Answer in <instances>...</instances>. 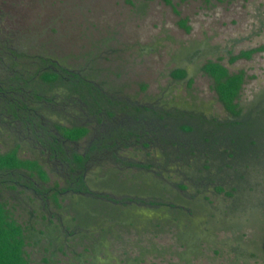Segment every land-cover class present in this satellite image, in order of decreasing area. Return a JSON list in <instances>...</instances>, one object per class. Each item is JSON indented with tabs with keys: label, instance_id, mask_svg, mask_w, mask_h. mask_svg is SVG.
<instances>
[{
	"label": "rangeland",
	"instance_id": "1",
	"mask_svg": "<svg viewBox=\"0 0 264 264\" xmlns=\"http://www.w3.org/2000/svg\"><path fill=\"white\" fill-rule=\"evenodd\" d=\"M0 42L23 54L19 74H33L42 57L80 71L115 101L116 118L95 119L144 129L155 138L148 156L132 138L116 144L121 159L102 152L103 160L86 169L89 192L68 190L80 182L70 184L62 167L48 165H42L44 182L18 170L10 175L13 182L0 183V200L12 217L36 232L25 246L33 264H264V157L240 166L232 158L206 161L197 149L188 154L190 167L162 155L171 142L182 141L162 129L163 123L151 128L136 125L131 116L121 119L123 108L132 105L162 115L184 112V122L206 129L214 118H229L211 79L200 71L206 60L218 61L229 73L242 71L236 100L244 109L258 93L264 101V0H0ZM246 50L252 52L228 62ZM175 67H183L186 78L173 80ZM64 88L53 87L56 100L76 102L80 113L77 93ZM92 120L94 133L101 132ZM85 145L78 142V150ZM10 147L1 135L0 151ZM24 149L18 154L23 159L38 153ZM156 157V167L145 166ZM205 165L207 170L200 169ZM195 168L203 180L186 177ZM217 185L242 194L216 193Z\"/></svg>",
	"mask_w": 264,
	"mask_h": 264
},
{
	"label": "trees",
	"instance_id": "2",
	"mask_svg": "<svg viewBox=\"0 0 264 264\" xmlns=\"http://www.w3.org/2000/svg\"><path fill=\"white\" fill-rule=\"evenodd\" d=\"M162 1L169 4V0ZM183 23L184 20L181 19L180 24L185 30H187L188 27ZM251 52V50L241 51L237 55L230 56L228 62H232L236 58L248 56ZM13 54L18 58L23 56L22 53L20 54L14 52ZM45 65L46 64L42 63L36 67L35 71H33V74H27L30 78L34 76V78L31 80L34 85L37 83V81H40L41 83H47L50 87H55L57 85L64 86L67 90L73 91L77 94H79L81 89H89V83H86L85 80L80 78L73 80V77L71 79V76L64 74V69L60 70L57 74V72H54L50 67ZM200 71L211 79V88L215 92L217 100L223 105L226 112L230 114L229 118H225V120L221 121L220 123L213 121L212 130L200 126V123L195 127L189 122H184V112L178 113L177 115L174 114L175 116L171 115L173 113H177V110H174L173 112L169 110L162 111V115L155 109L152 108L153 110H150L146 106L139 107L132 105L131 107L125 106L123 109L126 112L128 109L130 110L127 112V114L132 117L133 122L138 126L144 127V124L150 123L151 128H154V126H158L163 123V126L161 127L162 129L166 128V131L168 129L171 134L180 136L179 138L182 141H174L173 143L171 142L169 151L162 154L164 158L166 156L165 159L167 160L168 157L171 158L170 156H175L176 159L179 158L182 160V162L185 161L184 163L191 167L194 164L187 163V157L188 154H194L195 152H198L197 149H202L205 157L207 156V158H205L206 161L210 159H213V161H222L225 158H232V161L237 165L239 163L240 166H242L243 163L247 161H253V158H256V156H258L260 159L264 157V114L262 115L261 113H258L256 116L247 114L243 116L239 115L240 106L236 102V98L238 97V93L243 82L242 71L240 70L238 72L229 73L225 66L221 65L218 61L211 60H206L200 67ZM17 74L20 75L21 73L19 74V72H17ZM170 76L173 80H181L186 78L187 71L184 68L175 67L170 71ZM68 77L70 79H66ZM94 91L98 96V99H102L100 92H98L96 89H94ZM81 95L83 96V94L80 92V96ZM83 99L85 100V97H83ZM104 102L109 105L108 108L106 107L104 109V112H110V115H112V109L110 108L114 106L115 101H113V99L105 98ZM91 104L95 106L96 101H92ZM132 125L134 126V124ZM123 127L124 126H121L120 130ZM57 128L58 132L67 139H79L86 132V128L82 126ZM128 129L127 135H130L132 141L145 137L142 145L147 146V156L150 155L149 150L152 149L151 147L153 145H155V142L153 141L154 139L151 138V136H147V133L143 132L144 129L140 131H135L132 127ZM224 129H226V131ZM205 134H207V136ZM164 148H166V146L161 147L160 150L164 151ZM150 159L151 158L148 160ZM73 160L78 164L77 166L82 164V159L79 158L78 155H75ZM154 160L156 162H151L150 160V162L148 161L145 166L156 167V163L158 162L157 157L154 158ZM195 162H200V160L195 159ZM258 162L259 161H256V163ZM207 168L208 165H205L200 169L207 170ZM196 169L197 168H195L194 171H191V173H187L186 177H190L191 179L192 177H195L203 180L202 170L195 171ZM18 170H25L29 173H34L40 181L43 180L44 182L47 180L44 179L47 178L45 177V171L35 160L18 157L16 154V149H9L5 152H0V175L4 174V176L0 178V183L10 181L11 178H14L10 175L16 174ZM4 177L5 179H3ZM198 179H196V181ZM179 185L182 187L185 186L183 184H178V187ZM80 186L81 187L78 186L70 188L72 190H80L81 188L83 189L84 184L80 183ZM68 188L69 186L67 189ZM217 189V192L224 191L226 196H232L233 194H238L240 196L242 194L237 191L236 187L225 190L221 185H217L214 187V191L216 192ZM84 190L85 189H83V191ZM239 198L241 202L244 200L243 197ZM50 231L51 230L48 231V235L51 234ZM184 235L185 234L181 232L179 237L181 241H185L183 237ZM31 238L36 239L35 230L29 226H24L23 224L17 222L16 219L12 217L6 204L0 200V264H33L28 258L27 252L25 251V246L30 243L28 239Z\"/></svg>",
	"mask_w": 264,
	"mask_h": 264
},
{
	"label": "flooded vegetation",
	"instance_id": "3",
	"mask_svg": "<svg viewBox=\"0 0 264 264\" xmlns=\"http://www.w3.org/2000/svg\"><path fill=\"white\" fill-rule=\"evenodd\" d=\"M1 43L2 42H0V136L6 135L8 139H10L12 147L8 148V150L16 149L18 157L19 152L26 147L29 150L37 151L38 153L35 154L34 157L32 156V158L26 159L35 160L41 167L42 165H48L53 170L62 167L70 184L73 185L80 182L84 184L83 189H85L84 191L82 188L80 190H72L70 188L72 186L69 185L68 190L71 189L76 194H78V191L89 192L84 180L87 174L86 169L91 168L94 162L98 163L103 160L102 157H99L102 155V152H108V155L114 159L117 157V159H121L118 153L120 148H118L116 144L131 139L130 135H127L129 129L125 127V124H120L124 126L120 130L121 126H111L110 123H107L110 122V120L105 121V119L116 118L115 114L118 113V111H115V109L113 110L111 107L112 115H103L104 109L109 106L104 102L105 98L113 99V97L110 96L111 94L109 91L104 90V88L98 85L92 84L85 77L81 76L80 71H73L72 69L63 67L55 60L45 62V58L42 57L39 63H46V65L54 72H57V74L60 70L64 69V74L71 76V79L72 77L73 80L80 78L85 80L86 83H89V89L86 90L84 88L80 91L83 96H80V92L79 94L75 93L79 98L77 99V103H81L82 106L78 107L80 108V113H76L77 105H74L76 102L65 103V101H57L56 98H58L59 94L58 92L52 91L53 87H50L47 83H41L40 81H37V85H34L31 81L34 76L30 78L23 73L18 75L16 66L19 65V58L13 54L14 52L17 53V51L10 46H2ZM4 47H6L8 55H6L5 50L3 51ZM8 69H11V71L6 74L5 72ZM70 78L68 77L66 79ZM64 89L66 90V88ZM94 89L100 92L102 99H98ZM47 91L49 94L46 93ZM259 96V93L256 94L248 103L246 109L242 107L239 100H236L240 106L239 115L243 116L247 114L252 116L253 114L257 115L264 111V101H260L261 97ZM262 96H264V94ZM83 97H85V100L82 99ZM94 100L96 101V105L92 111H89V108L93 107L91 102ZM93 111H96L95 115ZM124 111H121L122 121H126L124 117L129 116L127 112ZM69 112H73V114ZM63 113L65 114L63 115ZM94 116H104L106 118H99L97 120ZM90 117L93 119L92 121L94 124L100 125L97 129L102 131L97 132L98 134L94 133L95 127L89 124L91 121ZM212 121L217 120L214 118ZM109 124L111 128H109ZM72 126L85 127V134L79 139H67L58 132L57 127ZM212 127L213 125L210 124L209 129H212ZM224 130L226 131V129ZM153 139L155 140V138ZM143 140H145V137L136 139L133 145H140L139 149L146 150L147 146L142 145ZM80 141L86 144L81 151H79L77 147ZM69 145H73V148H70ZM75 155H78L79 158L82 159V164L80 166H77L78 164L73 160ZM40 161H42V163ZM10 181L13 182L14 178H11ZM79 187H81L80 184Z\"/></svg>",
	"mask_w": 264,
	"mask_h": 264
},
{
	"label": "crops",
	"instance_id": "4",
	"mask_svg": "<svg viewBox=\"0 0 264 264\" xmlns=\"http://www.w3.org/2000/svg\"><path fill=\"white\" fill-rule=\"evenodd\" d=\"M246 51H250V50H246ZM243 58V57H242ZM181 68H183V67H181Z\"/></svg>",
	"mask_w": 264,
	"mask_h": 264
}]
</instances>
